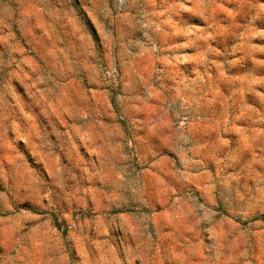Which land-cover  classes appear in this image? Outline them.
<instances>
[{
    "label": "rangeland",
    "instance_id": "rangeland-1",
    "mask_svg": "<svg viewBox=\"0 0 264 264\" xmlns=\"http://www.w3.org/2000/svg\"><path fill=\"white\" fill-rule=\"evenodd\" d=\"M0 264H264V0H0Z\"/></svg>",
    "mask_w": 264,
    "mask_h": 264
}]
</instances>
